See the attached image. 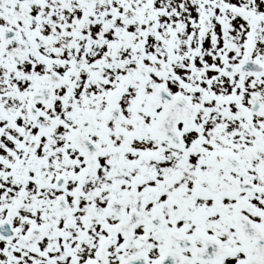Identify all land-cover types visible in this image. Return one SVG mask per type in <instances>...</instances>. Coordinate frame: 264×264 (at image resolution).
Segmentation results:
<instances>
[{
  "label": "snow or ice",
  "instance_id": "6c2138e0",
  "mask_svg": "<svg viewBox=\"0 0 264 264\" xmlns=\"http://www.w3.org/2000/svg\"><path fill=\"white\" fill-rule=\"evenodd\" d=\"M0 264H264V0H0Z\"/></svg>",
  "mask_w": 264,
  "mask_h": 264
}]
</instances>
